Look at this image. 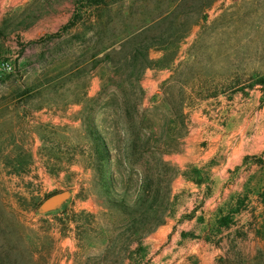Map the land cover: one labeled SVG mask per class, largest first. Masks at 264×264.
I'll return each instance as SVG.
<instances>
[{
  "label": "rangeland",
  "instance_id": "obj_1",
  "mask_svg": "<svg viewBox=\"0 0 264 264\" xmlns=\"http://www.w3.org/2000/svg\"><path fill=\"white\" fill-rule=\"evenodd\" d=\"M88 3L0 0V264H264V0Z\"/></svg>",
  "mask_w": 264,
  "mask_h": 264
},
{
  "label": "trees",
  "instance_id": "obj_2",
  "mask_svg": "<svg viewBox=\"0 0 264 264\" xmlns=\"http://www.w3.org/2000/svg\"><path fill=\"white\" fill-rule=\"evenodd\" d=\"M85 2H89V3L83 4V5L77 4L75 6L74 14H73L71 20L69 21V23H67L64 27H62L61 33H57V35H54V36H60L63 32H65L68 29V27L73 26L75 24V22L79 19L80 14L83 13V11L87 12L89 10V11H91V13L94 11V15H96L97 18L102 17V13L104 10H106V8H100L99 10L98 9L95 10L92 8V5H93L92 2H94V0H85ZM139 47H140V45L138 47H136L135 50H137ZM142 47L145 48V45H143ZM144 56H145L144 58L147 62V57H146L147 54H144ZM224 220H225L224 218H221L222 223Z\"/></svg>",
  "mask_w": 264,
  "mask_h": 264
},
{
  "label": "water",
  "instance_id": "obj_3",
  "mask_svg": "<svg viewBox=\"0 0 264 264\" xmlns=\"http://www.w3.org/2000/svg\"><path fill=\"white\" fill-rule=\"evenodd\" d=\"M70 196L69 190L54 193L45 198L39 205L38 211L46 212L58 208Z\"/></svg>",
  "mask_w": 264,
  "mask_h": 264
}]
</instances>
